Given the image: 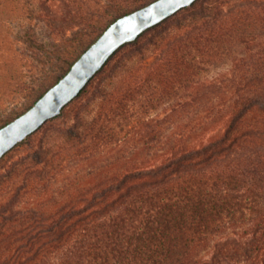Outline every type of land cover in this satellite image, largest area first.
<instances>
[{
	"label": "trees",
	"instance_id": "obj_1",
	"mask_svg": "<svg viewBox=\"0 0 264 264\" xmlns=\"http://www.w3.org/2000/svg\"><path fill=\"white\" fill-rule=\"evenodd\" d=\"M154 1L0 0V24L29 23L0 54V89L26 100L0 128ZM0 264H264V0L148 30L0 160Z\"/></svg>",
	"mask_w": 264,
	"mask_h": 264
},
{
	"label": "water",
	"instance_id": "obj_2",
	"mask_svg": "<svg viewBox=\"0 0 264 264\" xmlns=\"http://www.w3.org/2000/svg\"><path fill=\"white\" fill-rule=\"evenodd\" d=\"M197 1L156 0L115 21L31 108L0 128V160L50 120L61 116L121 48Z\"/></svg>",
	"mask_w": 264,
	"mask_h": 264
},
{
	"label": "rangeland",
	"instance_id": "obj_3",
	"mask_svg": "<svg viewBox=\"0 0 264 264\" xmlns=\"http://www.w3.org/2000/svg\"><path fill=\"white\" fill-rule=\"evenodd\" d=\"M29 23L22 21L18 18H8L3 20L0 24V54H5L8 50H19L17 46H9L8 40L11 39H19L20 35L22 34L25 26H28ZM37 31L43 41H50L49 30L47 26L43 23H37ZM231 67V62L227 61L223 64H220L216 67V72L225 73L227 72L228 68ZM26 100L24 98L18 96L17 94L13 93L11 88H4L0 89V120L6 119V117L11 113L13 109L15 110H23L25 109ZM216 132H212L209 136L206 137V140ZM207 259L212 258V253L205 252Z\"/></svg>",
	"mask_w": 264,
	"mask_h": 264
}]
</instances>
